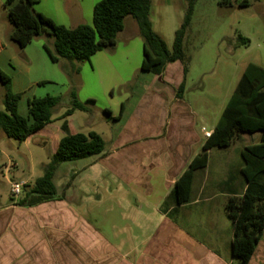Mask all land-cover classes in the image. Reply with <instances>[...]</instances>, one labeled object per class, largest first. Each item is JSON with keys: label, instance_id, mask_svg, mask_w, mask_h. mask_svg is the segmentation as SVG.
<instances>
[{"label": "crops", "instance_id": "1", "mask_svg": "<svg viewBox=\"0 0 264 264\" xmlns=\"http://www.w3.org/2000/svg\"><path fill=\"white\" fill-rule=\"evenodd\" d=\"M181 64L175 70L183 78L170 75L174 63L169 64L137 97L134 109L122 104L113 116L121 115L115 122L120 128L108 142L101 133L77 126L82 111L63 119L64 113L22 142L49 145L50 156L29 178L8 181L7 195H0V264H239L232 254L234 231L226 205L246 190L244 162L235 176L228 170L216 183L210 150L203 178L201 171L195 173L189 203H175V184L206 140L191 104L184 94L178 97L185 79ZM91 132L106 143L104 153L62 164L53 179L54 198L34 202L35 182L60 141ZM17 163L4 167L16 175ZM232 180L237 182L221 188ZM15 182L26 183L18 197L11 195ZM220 196L224 202L213 203ZM259 245L250 264L264 260Z\"/></svg>", "mask_w": 264, "mask_h": 264}, {"label": "rangeland", "instance_id": "2", "mask_svg": "<svg viewBox=\"0 0 264 264\" xmlns=\"http://www.w3.org/2000/svg\"><path fill=\"white\" fill-rule=\"evenodd\" d=\"M100 1L40 0L35 9L56 24L72 29L81 24L93 26L94 9ZM5 2L0 0V69L14 81L11 92L21 97L18 113L27 118L30 101L54 96L61 98L53 114V119L57 120L71 107V92L75 90L78 99L91 110V113L77 114V126H81V130L101 133L108 142L120 127L108 120L105 111L111 112L112 117L118 116L123 103L131 104L129 111L134 109L137 97L153 86L156 77L141 70L144 41L137 22L128 17L116 46L99 52L90 61L53 63L43 47L46 45L53 50V37L42 34L24 49L12 41L13 26L8 22ZM189 4L190 0H153V29L169 51H172L175 33L184 22ZM240 37L248 43H242ZM181 63L184 64V76L185 67L188 69L184 79L185 100L196 112L199 127L212 129L247 66L253 63L264 68V0H196L184 40V62L174 63L170 75L183 78V73L175 70L178 64L183 68ZM6 93L0 81V110L5 109ZM59 123L61 121L54 124ZM252 143L251 137L244 136L227 149H213V181H222L228 170L232 173L230 176H235L243 163L241 151ZM50 150L49 145L42 143H19L7 138L0 130V195H7L8 181L14 182L19 176L29 178L31 172H38L42 162L50 156ZM18 160L20 173L13 175L4 166ZM204 171L200 172L202 178ZM235 182L223 183L221 188L226 189ZM195 190L197 192V188ZM224 200L220 196L213 203L222 204ZM259 252L264 258V238Z\"/></svg>", "mask_w": 264, "mask_h": 264}, {"label": "trees", "instance_id": "3", "mask_svg": "<svg viewBox=\"0 0 264 264\" xmlns=\"http://www.w3.org/2000/svg\"><path fill=\"white\" fill-rule=\"evenodd\" d=\"M195 1L190 0L184 22L175 33L172 51L168 50L153 29V0H101L94 9L93 26L81 24L72 29L58 25L51 18L37 12L35 6L40 0H6L5 7L8 9V22L13 26L11 39L20 48H26L42 34L54 38L53 50L43 46L53 63L61 60L87 62L99 52L115 47L118 35L125 28L126 19L132 17L137 22L144 41L141 70L161 75L169 64L184 62V40ZM239 40L244 44L248 43L242 37ZM187 73L188 69L185 67V76ZM0 81L7 91L5 109L0 110V130L9 139L25 142L31 135L53 122V114L60 105L61 98H34L28 104L29 115L25 118L18 113L21 97L11 92V78L1 70ZM184 86L185 81L179 89L180 98L183 96ZM76 111L91 113L73 90L71 107L62 118L65 119ZM105 114L108 120L114 122L121 117L113 118L109 111H105ZM244 136L251 137L253 142L242 151L246 190L242 197L229 199L226 212L234 231L232 254L239 260V264H250L264 234V68L253 63L243 72L212 135L204 141L200 153L192 159L175 184L174 199L177 206L189 203L195 173L207 167L209 151L227 149ZM105 149L106 143L95 132L64 137L45 168L44 176L35 182L33 192L37 197L34 202L54 198L56 188L53 179L62 164L102 155Z\"/></svg>", "mask_w": 264, "mask_h": 264}, {"label": "built area", "instance_id": "4", "mask_svg": "<svg viewBox=\"0 0 264 264\" xmlns=\"http://www.w3.org/2000/svg\"><path fill=\"white\" fill-rule=\"evenodd\" d=\"M203 130V133H204V137L206 139H208L211 135H212V132L210 131H207L206 129H202ZM26 183L25 182H15L11 185V195L13 197H18L20 196L23 188L25 187Z\"/></svg>", "mask_w": 264, "mask_h": 264}]
</instances>
